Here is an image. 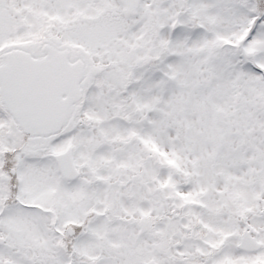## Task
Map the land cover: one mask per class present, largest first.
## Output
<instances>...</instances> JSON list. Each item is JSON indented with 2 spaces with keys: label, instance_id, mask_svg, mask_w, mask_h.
<instances>
[{
  "label": "snow or ice",
  "instance_id": "snow-or-ice-1",
  "mask_svg": "<svg viewBox=\"0 0 264 264\" xmlns=\"http://www.w3.org/2000/svg\"><path fill=\"white\" fill-rule=\"evenodd\" d=\"M0 264H264V0H0Z\"/></svg>",
  "mask_w": 264,
  "mask_h": 264
}]
</instances>
